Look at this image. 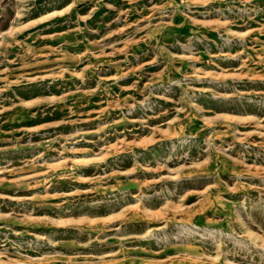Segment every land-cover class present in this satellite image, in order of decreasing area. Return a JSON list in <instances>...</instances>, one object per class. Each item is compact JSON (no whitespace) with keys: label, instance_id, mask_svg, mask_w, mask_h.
Masks as SVG:
<instances>
[{"label":"rangeland","instance_id":"obj_1","mask_svg":"<svg viewBox=\"0 0 264 264\" xmlns=\"http://www.w3.org/2000/svg\"><path fill=\"white\" fill-rule=\"evenodd\" d=\"M0 264H264V0H0Z\"/></svg>","mask_w":264,"mask_h":264}]
</instances>
